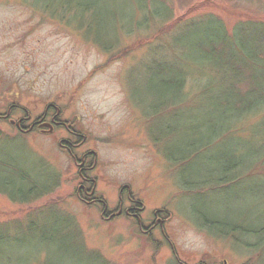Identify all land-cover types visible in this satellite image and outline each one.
Here are the masks:
<instances>
[{"label": "rangeland", "instance_id": "obj_1", "mask_svg": "<svg viewBox=\"0 0 264 264\" xmlns=\"http://www.w3.org/2000/svg\"><path fill=\"white\" fill-rule=\"evenodd\" d=\"M80 1L94 8L82 14L72 6L73 13L65 14L64 0H0V264H97V254L109 264H264V253L246 250L236 236L199 227L203 219L194 212L213 210L224 220L242 215L254 222L264 193L257 199L252 191L260 184L245 180L193 195L182 188L195 167L209 173L221 167L225 153L246 148L235 133L224 138L223 127L235 130L238 124L236 118L223 119L219 97L238 72L225 66L230 58L242 67L252 63L245 71L249 78H238L252 100L264 89V0ZM170 7L172 18L163 22ZM149 19L150 29L131 33ZM222 35L227 53L208 55L220 69L202 45ZM96 41L118 44L110 53ZM179 60L207 72L204 78L192 70L186 91L203 79L196 91L206 87L215 96L209 102L199 95L181 110H159L168 97L160 83L172 71L160 74L156 64L173 69ZM50 105L86 138L76 154H96L90 174L97 179L96 197L116 209L120 189L127 186L141 203L142 224L151 225L157 212L161 229L141 234L135 220L105 221L100 206L78 200V168L60 146L73 138L62 130L24 134L16 127L27 115L42 116ZM194 117L217 128L219 123L215 138L221 142L205 152L202 164L177 169L164 153L172 154L171 147L187 137L190 144L194 134L187 119ZM243 140L253 145L250 138ZM13 167L39 187L55 179L59 184L50 194L31 197L28 182H20ZM20 190L28 193V202L19 200Z\"/></svg>", "mask_w": 264, "mask_h": 264}, {"label": "trees", "instance_id": "obj_2", "mask_svg": "<svg viewBox=\"0 0 264 264\" xmlns=\"http://www.w3.org/2000/svg\"><path fill=\"white\" fill-rule=\"evenodd\" d=\"M63 5L65 14L73 13L71 12L72 6L79 8V12L82 14L89 12L94 8L92 5H88V3L85 4L80 0H75L74 2H65L64 0ZM167 14V17L165 18L166 21H164L163 19V22H167L172 18L173 9L171 7L168 8ZM150 23V19L146 22L136 23V25H134L135 28L131 33H133L136 29H150ZM219 23L222 26V31L224 32L225 36L229 37V35H231L232 33L230 34L229 32H227L228 29L221 20L219 21ZM225 36L222 35L216 36L214 38H209L204 42L207 44L202 45L206 57L212 60L214 62L213 64H215L219 68V64L216 63V61L208 55H218V57H220L227 53L229 48H227V38ZM97 42L98 41H96V43ZM98 44L101 45L104 51L111 53L114 47L118 44V41L112 43V45L111 43L104 44L100 42H98ZM247 60L251 59L247 58ZM179 62H181L182 65L178 64V66H173L171 64V67H173V69H168L166 66L168 64H156V69L160 74L165 72L166 70L172 71L169 73L166 72L167 74H169V76L166 75L167 79L165 78V80H162L160 83L161 87L168 91V97L167 101H162L160 103L159 110L167 108H175L176 110H181V108L185 107L186 104L188 105V102H193L197 100L199 98V95L207 97V100L209 102H211L212 97L215 96L214 94L210 93V90H208V88L206 87L202 88L199 91H196L204 82L203 79L201 81L202 83H197V87L195 89H190V91L192 92L186 91L187 85L189 84V78L191 77V71H202L198 70V67L194 66V63L189 62L188 60H179ZM225 66L231 67L233 70L238 72L232 73L234 81L233 83L230 82L231 87H228L226 90H223V94L219 97V100L223 102L222 105L224 107L222 109V117L226 121L236 118V124L238 125L234 128L235 130L231 129V127L229 128V126L223 127L225 128L226 132V134H224V138L229 134L231 136L233 133H235L240 138L239 143L241 144V146L246 148L239 147L237 152L234 151L231 153H225L222 156V159H220L221 167L219 169L212 170L209 173L203 171L202 168L196 169L195 167L194 172L192 174L194 176L191 177V180L189 181H183L182 188L192 195L196 194V192H199L197 194H202L204 191L209 189L222 188L240 183L245 180H251V182H256V184H260L257 185L256 188H254V191H252V195L259 199L260 194L264 193V187L262 185V182L264 181L262 177L264 176V174H261V171L264 170V129H260L264 128L262 126L264 109L261 110L262 108H264V89L256 90L257 92H259V97L256 99V101H254L250 98V94H252V91L249 92V89H246L244 86L241 87L240 84L242 83V81L238 82V78L243 79L242 76L249 78L248 73L245 71H247L249 67H252V63L244 65L242 67L241 65H238V62L235 60V58H230L228 59V62H225ZM202 73L203 74L201 75H204L205 78V76H207V72L205 71ZM161 77L163 78L164 76L162 75ZM208 85H210L211 87H217L209 83ZM242 88H244L245 90H243ZM159 97L160 96L157 95V98ZM187 121L190 122V125L192 124V126H189L187 123V125L189 126L187 127L189 132L194 134V139L190 141V144L188 137L186 141L180 140L178 141L175 148L171 147V149L175 151V153H173L171 149L170 150L172 154L168 155V153H164L165 158H168L169 161L172 162L177 169H191L193 168V163L202 164L204 160V158L202 157L205 152L214 148V146L217 145L218 142H221V140L218 141V139L215 138V136H217L215 133L216 130L219 128L217 131L218 133L221 129V127H219V123L217 128L215 122L208 124V122H202L196 117L191 119L188 118ZM248 132H250V134L246 135V133ZM243 138H250L253 145H245L246 142L243 140ZM242 153H245L246 157L242 156ZM237 155H239V158ZM7 167L10 166L5 165L3 168L9 169ZM13 168L15 175H21V177L17 176L20 182H28L27 188H31L32 192L29 193L31 197L35 196L36 198L38 196L50 194V191L54 188L53 186H58L59 184V182L57 181L58 179H55L54 182H52L53 184L51 186L45 187L43 186L44 184H41V186L39 187L40 184L37 183L38 181H34L32 176H29V174L25 175V171L22 168ZM18 195L21 196L19 200H21L22 202H28V200H30L28 199V193H24L23 190H20ZM256 204L257 207L259 205L261 206V210H257V208H255L257 210L256 211L254 209L255 212H253L252 215L255 216V218H253L255 220H253L254 222L250 221L249 224L247 223L248 221L242 220V215H240L238 219L224 220V218H221L213 210L211 212L208 209V211H206L205 209H201L199 211L197 209L194 210V212L201 217V220L203 219L200 225H197L201 228L207 229L210 233H213L215 235L221 236L220 233L222 232L223 236H236V240L238 241V243L242 244L241 246H243L246 250L249 249L256 252L261 251L262 253H264V201L260 200ZM97 256L98 257H94L96 259L95 262L97 264H109L104 259V257H101L99 254H97Z\"/></svg>", "mask_w": 264, "mask_h": 264}, {"label": "flooded vegetation", "instance_id": "obj_3", "mask_svg": "<svg viewBox=\"0 0 264 264\" xmlns=\"http://www.w3.org/2000/svg\"><path fill=\"white\" fill-rule=\"evenodd\" d=\"M62 116L63 113L57 108V106L50 105L46 108L42 116L37 117V119L34 120L30 115H27V117L19 121V125L17 123L18 126L16 127L24 134H33V132L52 134L56 130H62L73 138L61 141L60 146L61 149L72 158L73 163L76 164L75 166L78 168L77 175H79L82 183L79 186L77 198L80 202L89 207L100 206V209H102L103 220L112 221L125 216L129 219L135 220L141 234L145 235H150L158 229H161L158 222H160L162 214H157V212H154L153 214L154 222H152L151 225L145 226L142 224L141 213L143 212V209L141 208V203L133 198L131 190L127 186L120 189L119 202L116 209H112L105 199L96 197L97 179H92L90 174L97 167V156L93 153H84L81 156L76 154L77 149H80L83 146L86 138L83 136L82 139V135L77 133L73 126L69 125L71 123L63 120Z\"/></svg>", "mask_w": 264, "mask_h": 264}, {"label": "water", "instance_id": "obj_4", "mask_svg": "<svg viewBox=\"0 0 264 264\" xmlns=\"http://www.w3.org/2000/svg\"><path fill=\"white\" fill-rule=\"evenodd\" d=\"M46 126H48V125H46Z\"/></svg>", "mask_w": 264, "mask_h": 264}]
</instances>
